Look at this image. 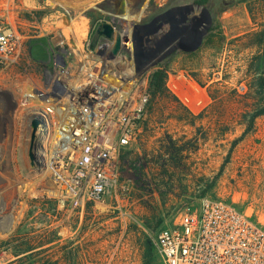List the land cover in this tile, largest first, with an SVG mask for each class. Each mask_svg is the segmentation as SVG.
Listing matches in <instances>:
<instances>
[{
  "label": "rangeland",
  "instance_id": "1",
  "mask_svg": "<svg viewBox=\"0 0 264 264\" xmlns=\"http://www.w3.org/2000/svg\"><path fill=\"white\" fill-rule=\"evenodd\" d=\"M89 1L0 0V27L32 35L24 52L28 71L12 79L40 74L47 31L60 28L51 15L75 13L71 6ZM187 4L210 11L209 32L196 51H176L153 70L165 68L167 79L171 74L179 85L178 95L190 103L184 105L169 89L166 97H151L141 132L119 155L124 199L61 208L37 192L29 198L21 180L23 155L16 151L14 163L2 164L14 183L0 178V186L9 188L4 203L9 196L22 203L15 209L8 205L15 216L7 219L9 225L1 221L0 264H151V252L152 264H163L154 242L157 232L202 198L228 201L264 225V115L252 121L264 102L252 89L251 74L256 68L264 72V0H101L83 12L93 21H113L128 5L131 14L143 12L144 22L168 6ZM193 15L200 17L201 11ZM168 29L163 24L161 32ZM0 82L8 87L10 79L2 75ZM48 175L33 178L34 186Z\"/></svg>",
  "mask_w": 264,
  "mask_h": 264
},
{
  "label": "built area",
  "instance_id": "2",
  "mask_svg": "<svg viewBox=\"0 0 264 264\" xmlns=\"http://www.w3.org/2000/svg\"><path fill=\"white\" fill-rule=\"evenodd\" d=\"M53 17L60 28L47 31V58L35 79H12L28 71L24 52L32 35L0 27V79L4 75L11 82L8 87L0 82V178L14 183L2 164L14 163L19 151L25 196L37 192L61 208H84L105 198L119 204L127 192L119 155L136 141L151 101L153 68L137 75L134 63V25L142 20L127 21L121 14L114 19L123 23L119 27L114 20L93 21L84 12ZM105 24L112 28L111 38L100 33ZM78 25L86 28L83 41L74 33ZM91 36L96 39L90 41ZM145 39L147 48L154 47ZM170 78L167 88L189 105L190 98L180 97L179 85ZM45 172L49 175L35 187L33 178ZM6 192L9 188L0 186V217L14 218L10 207L22 201L9 196V204L4 203ZM154 242L163 264H264V225L221 199L202 198L162 227Z\"/></svg>",
  "mask_w": 264,
  "mask_h": 264
},
{
  "label": "water",
  "instance_id": "3",
  "mask_svg": "<svg viewBox=\"0 0 264 264\" xmlns=\"http://www.w3.org/2000/svg\"><path fill=\"white\" fill-rule=\"evenodd\" d=\"M198 8L201 11L200 17L196 15L190 17V14ZM185 22L187 26L180 27L179 24ZM211 23L212 16L207 8L199 4H187L174 7L149 23L135 24L133 42L136 74L140 75L156 67L172 54L177 49V46H180L186 53L196 51L201 46L204 36L209 32ZM163 24L169 25V29L166 32H161ZM200 26L202 27L201 29H199ZM102 28L100 33L107 38H111V26L105 24ZM144 36H147L145 42L151 40L154 47L147 48L145 46ZM187 37L192 39V45L183 48L182 43ZM119 46L120 41L117 42L114 53L119 49Z\"/></svg>",
  "mask_w": 264,
  "mask_h": 264
},
{
  "label": "trees",
  "instance_id": "4",
  "mask_svg": "<svg viewBox=\"0 0 264 264\" xmlns=\"http://www.w3.org/2000/svg\"><path fill=\"white\" fill-rule=\"evenodd\" d=\"M252 78L255 83H253L254 93L260 97L261 102H264V72L259 71L258 68L254 69V72L251 73ZM150 90L152 98L166 97L169 94L168 88L166 86L167 71L163 67H159L153 70L150 78ZM261 103L258 104V109L252 115V121L257 117L264 115V107L261 108ZM151 264L155 261V256L151 252L149 255Z\"/></svg>",
  "mask_w": 264,
  "mask_h": 264
},
{
  "label": "bare ground",
  "instance_id": "5",
  "mask_svg": "<svg viewBox=\"0 0 264 264\" xmlns=\"http://www.w3.org/2000/svg\"><path fill=\"white\" fill-rule=\"evenodd\" d=\"M99 1H101V0H90L89 2H87L85 4L83 3L82 5H74V6H71L70 8L73 9V11H75L76 14L81 15L84 10L88 9L90 6L95 5V3L99 2ZM53 3L55 5H58V3H56V2H53ZM196 11L198 12V11H200V9L198 8V9H196ZM142 16H143V12H140L138 14H131L130 7L128 5H126L125 13H124L123 17L127 21H132V20L139 21L142 18ZM83 29H86L84 25L76 26L74 33H77L78 37L80 38L85 33V31ZM70 31H74V29L71 27ZM0 220H2V221L6 220L8 223V220L4 217L3 218L0 217ZM8 225H9V223H8Z\"/></svg>",
  "mask_w": 264,
  "mask_h": 264
},
{
  "label": "flooded vegetation",
  "instance_id": "6",
  "mask_svg": "<svg viewBox=\"0 0 264 264\" xmlns=\"http://www.w3.org/2000/svg\"><path fill=\"white\" fill-rule=\"evenodd\" d=\"M177 6H180V5H175V6H168V7H166L165 9H163V10H161L160 12H158L157 14H155L151 19H149V20H146V21H144V22H141L140 24H146V23H149V22H151V21H153V20H155V19H157V18H159L162 14H164L166 11H168V10H170V9H172V8H174V7H177ZM212 24V23H211ZM180 25V27H185V26H187V23L185 22V23H180L179 24ZM202 27L200 26L199 27V29H201ZM205 37V36H204ZM204 39V38H203ZM192 39H190L189 37H187L186 38V40L182 43V46H183V48H187V47H190L191 45H192ZM177 46V45H176ZM176 51H183L182 50V48H180V46H177V49L174 51V52H176ZM173 52V53H174ZM184 52V51H183ZM171 55V54H170ZM169 55V56H170ZM168 56V57H169ZM164 61V60H163Z\"/></svg>",
  "mask_w": 264,
  "mask_h": 264
}]
</instances>
